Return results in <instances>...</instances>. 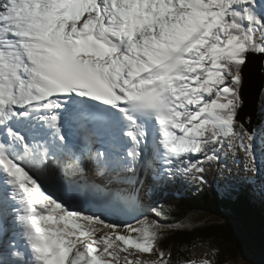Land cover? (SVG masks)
I'll return each mask as SVG.
<instances>
[{
	"label": "snow or ice",
	"instance_id": "obj_1",
	"mask_svg": "<svg viewBox=\"0 0 264 264\" xmlns=\"http://www.w3.org/2000/svg\"><path fill=\"white\" fill-rule=\"evenodd\" d=\"M253 55L264 0H0V264H173L159 220L119 225L55 189L103 198L148 161L154 186L205 184L226 148L258 171L238 119ZM9 221L28 252H5Z\"/></svg>",
	"mask_w": 264,
	"mask_h": 264
},
{
	"label": "trees",
	"instance_id": "obj_2",
	"mask_svg": "<svg viewBox=\"0 0 264 264\" xmlns=\"http://www.w3.org/2000/svg\"><path fill=\"white\" fill-rule=\"evenodd\" d=\"M258 111L254 126L255 130L263 131L264 90ZM258 146L264 173V143ZM225 155L224 158L228 159V153ZM206 168L205 184L194 181L195 185L192 186L183 178H177L160 184L159 188L157 185L149 186L155 192L149 189L147 199L151 201L150 205L145 206L148 208L147 215L152 214L150 208L156 207L160 215L153 218L149 216V219H157L168 226L161 235L159 246L171 252L173 264L185 260L198 262L196 258L193 259L195 255L202 259L207 256L216 264L236 263L245 251L254 248L264 256V177L258 182L251 175L247 178L239 176L234 185L221 179L220 164L213 162ZM248 183L256 193L247 187ZM225 213L228 217L224 216ZM193 214H200L202 218L199 221L206 220L209 223L193 228L172 227L184 223L183 220ZM212 216H221L223 221H208L207 218ZM211 247L218 249L216 256L211 255Z\"/></svg>",
	"mask_w": 264,
	"mask_h": 264
},
{
	"label": "rangeland",
	"instance_id": "obj_3",
	"mask_svg": "<svg viewBox=\"0 0 264 264\" xmlns=\"http://www.w3.org/2000/svg\"><path fill=\"white\" fill-rule=\"evenodd\" d=\"M255 59H257L256 56H255ZM245 129H247V128L245 127ZM260 134H261V136H260ZM260 140L264 141V133L255 132V156H256L257 168L261 167L260 150L256 146L260 142ZM226 153H228V155H229V156H227L228 159L224 158L226 156L225 155ZM147 163L148 162H146L145 166H141V172L142 171L144 172L145 169H147V170L149 169V171H151L149 166L147 165ZM223 163H224V166H223ZM219 164H220L219 170L222 171L221 179L226 180L228 182V184L236 185V178H238L239 176H243V177L247 178V177H250L249 175H252L254 177V179H258V176H260L262 174V172L256 173V172H252L249 170V168L247 166V160H246L245 155H244L242 150H238L236 153H233L230 149L226 148L225 151L223 153H221V160L219 161ZM222 166H223V169H222ZM137 171L140 173V170H137ZM144 174H146V173L144 172ZM152 175H153V173H152ZM146 177L149 178L150 173H147ZM183 180L188 181L189 182L188 185H190V184L192 186L195 185L194 181L189 179V177H185V179H183ZM168 182H170V181H168ZM256 198H258V197L256 196ZM258 201H261V200L259 199ZM84 211L91 212L88 208L85 209ZM225 214L226 215H224V216L228 217V214L227 213H225ZM102 216L110 222H113L114 218H118V219L122 218V217H116L114 215L112 217V216H109L108 214H103ZM149 216L153 218L156 215L150 214ZM201 218H202V216L200 214L199 215L193 214V215L187 216L185 218V220H183L184 223L178 224V225L172 226V227L193 228L195 226H199V225L209 223L206 220L199 221ZM135 220L136 219L132 218L133 223H131V224H134ZM207 220L210 222H222L223 221V219H221V216H216V217L212 216V217L207 218ZM185 222H187V223H185ZM124 224H128L127 221L124 220L123 223H120V225H124ZM117 243L122 245V242L117 241ZM204 254H207V253H204ZM144 255H147V254H144ZM246 257L247 258H249V257L255 258L257 260V264H259L261 262L259 254L255 253V254H252V255H249ZM195 258L198 261L202 259L200 256H196V255L193 257V259H195ZM204 258H208V257L204 256L203 259ZM247 258L242 257L239 260H237L236 263L231 262L229 264H247L248 263Z\"/></svg>",
	"mask_w": 264,
	"mask_h": 264
},
{
	"label": "water",
	"instance_id": "obj_4",
	"mask_svg": "<svg viewBox=\"0 0 264 264\" xmlns=\"http://www.w3.org/2000/svg\"><path fill=\"white\" fill-rule=\"evenodd\" d=\"M256 57L257 61L255 60L253 64L257 65V74L250 75L249 70L245 67L243 72V81L241 85V92L244 100V105L240 111L238 119L243 123L247 130H253L254 122L257 118L258 104L261 99L262 92L264 90V57ZM250 60L252 61V56ZM123 209L124 207L121 206L122 211H124ZM137 216L138 215L135 214V217ZM255 253L259 254L260 256L261 262L259 264H264V256L256 248L250 251H245L240 258H247L246 256ZM247 260V264H257V260L253 257H249L247 258Z\"/></svg>",
	"mask_w": 264,
	"mask_h": 264
},
{
	"label": "bare ground",
	"instance_id": "obj_5",
	"mask_svg": "<svg viewBox=\"0 0 264 264\" xmlns=\"http://www.w3.org/2000/svg\"><path fill=\"white\" fill-rule=\"evenodd\" d=\"M255 56L256 55H253L252 56V61L251 60H249V63L247 64V66H246V68L249 70V72H250V75L251 74H254V75H256L257 74V65H254L253 63L255 62V60L257 61V59H255ZM142 166H144V165H142ZM142 173L143 172H141V173H139V175L140 176H142ZM146 174L148 173V170L145 172ZM149 179H150V177H149ZM145 185V184H144ZM151 185H153V183H151ZM158 186V188H159V186H161L160 184H158L157 185ZM146 187V189H150V187L149 186H145ZM108 198V196H106V197H103L102 199H107ZM144 203H145V206H147V204H148V202H146L145 200H144ZM68 205H73V202H71V200H69L68 201ZM145 210H147L146 208H145ZM148 211V210H147ZM101 215H103V213L101 214ZM113 217V216H112ZM116 217H122V216H116ZM124 218H126L127 219V222H129V224H131V223H133V221H132V216H126V217H122L121 219H118V218H114V221H113V223H116V224H119L120 225V223H123L124 221H123V219ZM14 228H15V225H12V227H11V229H12V234L10 235V236H8L7 234H6V236L4 237V241H3V243H4V248H5V252H7V244H8V241H9V239H11V238H15L16 237V234H15V230H14ZM17 244H25V243H17Z\"/></svg>",
	"mask_w": 264,
	"mask_h": 264
}]
</instances>
